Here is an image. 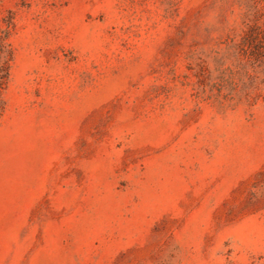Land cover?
<instances>
[{
    "label": "rangeland",
    "instance_id": "rangeland-1",
    "mask_svg": "<svg viewBox=\"0 0 264 264\" xmlns=\"http://www.w3.org/2000/svg\"><path fill=\"white\" fill-rule=\"evenodd\" d=\"M0 264H264V0H0Z\"/></svg>",
    "mask_w": 264,
    "mask_h": 264
}]
</instances>
